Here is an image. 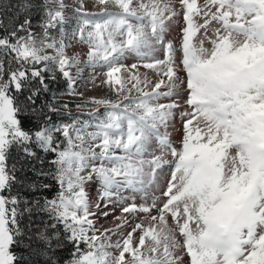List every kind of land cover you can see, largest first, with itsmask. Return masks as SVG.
<instances>
[{"label": "snow or ice", "instance_id": "snow-or-ice-1", "mask_svg": "<svg viewBox=\"0 0 264 264\" xmlns=\"http://www.w3.org/2000/svg\"><path fill=\"white\" fill-rule=\"evenodd\" d=\"M95 6L88 12L81 0L74 35L87 45L84 62L107 69L102 83L116 99L92 98L106 109L95 125L26 129L20 119L26 109L38 116L54 110L35 107L48 88L45 73L58 72L71 90L82 61L67 52L63 0H45L40 38L30 30L33 0L0 3V13H16L8 24L0 19V264H40L33 255L61 264L57 250L66 245L72 250L63 264H264V0H95ZM178 18V42L165 43ZM157 46L163 59L153 55ZM128 56L148 61L142 66L156 82L137 63H123ZM177 112L179 147L167 131ZM33 145L54 154L49 163L59 187L42 205L35 202L50 223L34 238L21 227V199L12 194L16 166L8 164L13 149L36 159ZM153 146L158 155L150 154ZM94 181L105 208L120 206L113 228L96 227L92 209L101 204L92 205L87 190ZM153 186L160 195L149 202ZM125 190L145 202L133 196L125 203ZM25 237L29 257L17 253Z\"/></svg>", "mask_w": 264, "mask_h": 264}, {"label": "rangeland", "instance_id": "rangeland-1", "mask_svg": "<svg viewBox=\"0 0 264 264\" xmlns=\"http://www.w3.org/2000/svg\"><path fill=\"white\" fill-rule=\"evenodd\" d=\"M63 3L65 5V16H66V23L64 24V32H65V43L68 44L70 47L67 49V52L69 55H77L80 57L82 63L80 64V73L79 75H75V69H73V74L75 78V83L72 86V89L70 90L67 85L65 86L64 90L58 94V98L64 100L66 102H58L56 106H54V109H56L59 112L60 120H58L55 123H48L47 125L50 127H57L62 124L66 123H72L73 121H77V126H80L83 124V122L87 121L89 125H95L97 124L101 119L105 117L106 109L103 106H97L91 102L92 98H108L115 100L116 97L113 92L109 90L107 86H105L102 81L104 79L103 73L107 70L106 68L102 66H90L84 61H86V53H87V45L83 44L79 41L78 36L74 35V33L78 29V25L81 22L80 14L77 13L76 9L80 7L81 0H63ZM84 8L88 12H97L98 8L95 6V0H83ZM98 19V17H96ZM179 23L177 20H173L169 24V31L165 34V43L168 41H172L173 43H177L179 40V29L182 26V18H178ZM43 23V21H42ZM37 38H40L43 36L42 28L39 30V32H34L33 29H30ZM52 35L56 39H60V33L58 29L51 30ZM23 35V34H22ZM51 52V50H48ZM153 55L159 59H163V50L160 48V46H157L156 51L153 53ZM144 62L148 61H140L138 58L134 56H128L123 60V63L125 64H132L137 63L140 65L138 68V71L140 74L147 75V77L152 81L154 84L157 80V76L155 72H153L150 69H146L142 66ZM37 67H41V65H38ZM67 81V80H66ZM166 90V89H164ZM70 91L73 94H69ZM135 95V93H134ZM54 97V96H52ZM71 101V102H69ZM160 102L167 103L169 102L167 99H162ZM67 105V107H65ZM79 106V107H78ZM94 127H89L88 131H94ZM164 129L161 128V132H163ZM167 131L170 134V138L173 141V143L179 147V141L182 136V124L180 122L179 114L177 112V117L175 121L170 122L169 127ZM56 139L59 141H63V138L59 134H55ZM150 154H159V149L156 146H153L152 149H150ZM146 158H150V155ZM168 159H171V157H167ZM52 173L54 172V166H52ZM169 173V169L166 166L163 170V175L159 178V183L162 186L164 179L167 177ZM88 192H89V198L92 205H95L96 203L101 204V209L97 210L95 207H93V211L97 212V215L95 217L96 220V227L100 229L101 231L106 228H113L117 221L115 220L116 216L121 215L120 212V206L117 204H108V207L105 208L104 204L105 201H100L99 196V183L94 181L88 185ZM122 196L127 197L128 199L125 201V203H132V197L135 196V202L137 204L145 202L142 199L141 193H132L130 190H125L121 193ZM152 195L159 196L160 190L156 188V186H153L152 189L149 190L148 196H149V202ZM41 216L43 217L42 224L38 226V228L41 230L43 229L46 224L50 223L49 216L46 212L38 209ZM102 211H108L110 215L107 217H104L100 213ZM155 214V212L153 213ZM135 222V221H133ZM130 228L122 229V232L129 231ZM119 238V235L113 236V241ZM62 249H65L62 248ZM26 257L30 256V253L25 255ZM34 256V255H33ZM31 256V257H33ZM30 257V258H31Z\"/></svg>", "mask_w": 264, "mask_h": 264}, {"label": "trees", "instance_id": "trees-1", "mask_svg": "<svg viewBox=\"0 0 264 264\" xmlns=\"http://www.w3.org/2000/svg\"><path fill=\"white\" fill-rule=\"evenodd\" d=\"M8 2L9 0H0V3L6 4ZM12 2L14 3L15 0H12ZM44 3L45 0H33V8L28 13V18L31 20V29H33L34 32H39L41 29V24L45 16L43 11ZM14 16H16L14 10H5L3 13H0V19H3L6 24H8L10 19ZM17 19L18 22L22 23L24 15H20ZM0 32H2V30H0ZM12 67L15 68L16 65L13 64ZM53 75L56 76L55 79L51 78ZM45 77L48 88L47 91H42L40 93L39 98L36 101L35 107L37 108V111H39L40 105H51L54 109V106L62 100L58 98V94H60L67 85L66 79H64L58 72H46ZM25 95H27V93H25ZM20 99L23 100L24 97L22 96ZM62 102H66L65 99L62 100ZM43 113V115L38 116L37 113H34L31 109H26L21 113L20 119L26 129L34 128V126L38 124L55 123L60 120L58 115L59 112L56 109L49 111V109L45 107L43 109ZM61 138L63 137L61 136ZM33 151L37 153L36 159L25 158L22 151L17 152L16 149H13L8 164L9 167L13 164L16 166L15 175L17 177V182L13 185L12 194H19L21 199L20 210L23 213L21 216V227L29 234L33 235L34 238V234L40 230L38 226H40L43 221V217L38 210L40 208L36 206L35 202L39 201L42 205L44 198H53L59 191V187L56 184V181L52 178L51 174L53 167L49 163V161L54 158V154H46L35 145H33ZM40 160H43L42 164L40 163ZM40 171L48 173V175H37ZM42 184H48L50 187L47 189L42 188L40 187ZM25 207H28L30 211H23ZM33 247L35 248L36 245L34 244ZM71 250V245H66L65 249L57 250V258L61 261V264L70 258ZM17 253L23 256L29 253L27 248V237H25V244L21 245V247L17 249ZM31 259L33 261L39 260L40 264H43L44 257L33 256Z\"/></svg>", "mask_w": 264, "mask_h": 264}]
</instances>
